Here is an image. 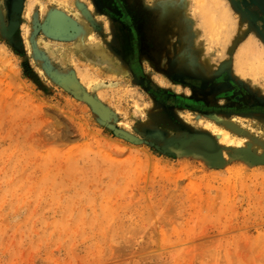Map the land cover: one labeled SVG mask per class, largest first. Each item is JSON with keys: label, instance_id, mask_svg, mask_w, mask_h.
I'll return each mask as SVG.
<instances>
[{"label": "rangeland", "instance_id": "1", "mask_svg": "<svg viewBox=\"0 0 264 264\" xmlns=\"http://www.w3.org/2000/svg\"><path fill=\"white\" fill-rule=\"evenodd\" d=\"M118 1L0 0V264H264V37L235 0Z\"/></svg>", "mask_w": 264, "mask_h": 264}, {"label": "flooded vegetation", "instance_id": "2", "mask_svg": "<svg viewBox=\"0 0 264 264\" xmlns=\"http://www.w3.org/2000/svg\"><path fill=\"white\" fill-rule=\"evenodd\" d=\"M114 1H116V4L118 6H121V7L123 6L121 4V1H118V0H114ZM235 1H236V3H238L239 7L244 10V12L249 13L252 22H254L259 33H261V35L264 37V0H235ZM23 2H24V0H11L12 6L10 8V13H11V19L13 22L18 21V14L16 12L17 11L16 9H19L21 7V3H23ZM17 30L18 29L16 28L12 34V40L13 41L16 39V36L18 34ZM131 58L129 60V63L131 65V67H133L136 64H135V60H133ZM184 69L186 70V72H189L191 68H189V70H188L184 67ZM185 74H187V73H185ZM185 74L183 77H181V78H183L182 80L185 81V83H188L189 85H191L192 87H200V88L209 89L213 84H215V82L210 83L207 80L199 81V80L193 79V77L191 78L190 76H187ZM224 82H231V81H230V78L228 76L222 75L219 82H217V83H224ZM232 83H230L231 84L230 86H232L231 89L227 90L228 95H230L231 93L233 94V93H235V91H237V89L235 87L236 85L232 84ZM237 94H240V93L236 92L235 95H237ZM232 100L236 102L237 101L236 96H235V98H232ZM237 102H239V103H236L233 106H236L237 104L240 106H244L245 105L244 103H246L244 101H237ZM248 104H249L248 107H246V105H245V107H242V108H246V110H247V108H249L248 110L251 113L252 112H259V111L264 112V104L260 106V105H257V102H254L252 100ZM235 109H236V107H235ZM236 110L237 111L241 110V108H237Z\"/></svg>", "mask_w": 264, "mask_h": 264}, {"label": "water", "instance_id": "3", "mask_svg": "<svg viewBox=\"0 0 264 264\" xmlns=\"http://www.w3.org/2000/svg\"><path fill=\"white\" fill-rule=\"evenodd\" d=\"M50 23L52 24V26H54L55 28H59L61 27L63 24L65 23H69V20L67 19V17H65L64 15L55 13L53 15H51L50 17ZM15 25V24H14ZM15 27V26H14ZM72 86H74L75 88H78L80 90V86L73 81L71 83ZM169 148V147H168ZM167 147L164 148V150L168 149ZM210 154V153H209ZM255 160H258L260 162H264V155L262 156H255L254 157Z\"/></svg>", "mask_w": 264, "mask_h": 264}, {"label": "bare ground", "instance_id": "4", "mask_svg": "<svg viewBox=\"0 0 264 264\" xmlns=\"http://www.w3.org/2000/svg\"><path fill=\"white\" fill-rule=\"evenodd\" d=\"M239 56H240V54H239ZM240 61H241V60H239V63H240ZM205 126H206V128H211V127H213V126L210 125V124H206ZM223 135H224V138H226V139H231L230 136H229L228 134L225 133V134H223Z\"/></svg>", "mask_w": 264, "mask_h": 264}, {"label": "crops", "instance_id": "5", "mask_svg": "<svg viewBox=\"0 0 264 264\" xmlns=\"http://www.w3.org/2000/svg\"><path fill=\"white\" fill-rule=\"evenodd\" d=\"M184 67H185L186 69H188V67L190 68V66H187V65H184Z\"/></svg>", "mask_w": 264, "mask_h": 264}]
</instances>
